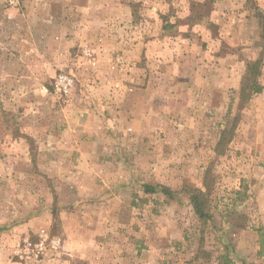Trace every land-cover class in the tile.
Here are the masks:
<instances>
[{"label":"rangeland","instance_id":"1","mask_svg":"<svg viewBox=\"0 0 264 264\" xmlns=\"http://www.w3.org/2000/svg\"><path fill=\"white\" fill-rule=\"evenodd\" d=\"M10 1L20 6L16 17L10 18L4 6ZM0 3V55L11 50L18 60L30 56L25 49L33 43V32L39 39L48 31L62 34L68 42L66 55L45 57L50 62L41 67L26 61L19 67H0V257L23 264H264V202L259 200L264 179L256 172L244 177L249 165L242 163L257 156L264 168V156L236 142L248 127L264 129V0ZM13 35L24 37L27 47ZM257 60V71L246 76L248 63ZM222 67L226 74L220 73ZM61 72L74 77L65 98L53 92ZM224 74L231 80L225 92L209 85ZM253 79L262 90L242 91ZM172 80H180V93L187 100L173 110L180 118L176 130V119L161 118L157 133L117 141L123 146L117 167H128L123 178L129 195L120 202L114 228L105 230V222H95L100 218L95 215L84 217L83 232L69 219V230L60 169L46 166L58 160V153L41 150L45 136L37 130L81 122L59 113H76L84 97L92 98L100 119H119L130 97L138 99L134 87L162 82L166 88ZM161 102L163 115L169 105ZM50 114L57 117L50 119ZM190 116H195L194 128L186 119ZM219 119L222 127L215 128L222 135L217 142L203 127ZM33 214L36 227L28 232L24 219ZM105 217L111 223V216ZM44 240L42 248L36 247ZM26 241L32 244L30 250L24 248ZM78 243L84 254H76ZM24 252L32 258L22 259Z\"/></svg>","mask_w":264,"mask_h":264},{"label":"crops","instance_id":"2","mask_svg":"<svg viewBox=\"0 0 264 264\" xmlns=\"http://www.w3.org/2000/svg\"><path fill=\"white\" fill-rule=\"evenodd\" d=\"M4 6L10 9L8 12L10 18L11 16L16 17L17 12H19L18 9L20 8L17 2L10 1ZM1 29L2 26H0V31ZM43 37L44 38L39 39L33 32V43L28 44L29 49H25L32 53H30V56L28 57L23 56V58L18 60L17 57L12 54L11 50L6 54L3 52L2 55H0V67H19L21 62L24 64L25 61L29 63L31 67H41L45 60L50 62V58L47 59L45 57L54 58L55 56L60 55L63 57L66 55L68 42L62 37V34H51L48 31L47 34H43ZM11 38L17 42H19V40L22 41L20 42L22 48L25 46L27 47V45L23 43V41H25L24 37L18 39L17 36L13 35ZM40 41L42 43H40ZM22 52L25 51L22 50ZM26 55H28V53ZM55 59L56 58H54V60ZM35 64L38 66H35ZM53 64H56V61ZM20 67H22V65ZM181 68L182 67H176L175 70L179 71ZM221 71H225L226 74L227 69L222 67L220 73ZM225 74L222 78L219 77L217 81H211L209 85L212 88L217 89V91L222 90L225 92L227 85H229L231 81L228 80ZM9 80L10 81L7 82L10 83L9 87H11V80L13 79ZM179 81L174 82L172 80L171 82L173 83L166 86V88H162V82L155 83V86H146L144 84L134 87L133 91H135L134 93H137L138 99L132 100L130 97L127 105L129 108L126 110L123 107L126 112L122 113L119 119L115 116L113 118H108L106 116L100 119V116L102 115L95 109V103L91 100L92 98L88 97V99H86L84 97L85 100H80L77 108L78 111L76 113L68 114L67 111H64L65 113H59L61 118L70 117L72 120H81V122L70 127L64 126L55 129V126L52 127L50 125L47 129L37 130V133H40L41 137L45 136L44 139L41 138V150H43V152L58 153V160L50 161L46 166H49L52 169H60L59 185L62 186V197L64 198V202L66 201L64 204L65 207L63 208V215L67 216V219L64 218V224L68 226L67 228L69 230L72 228L69 226L70 220H75L78 222L79 232H83L86 228L84 217H92L95 215L96 217L99 215L100 218L93 220L95 222H105V230H109V227L114 228L112 221L113 218L118 215L117 210L120 206V202L129 195L127 188L128 185L124 186V184H128V181L124 182L123 178L125 175L124 170L128 167H117V163H120L117 159L118 153L123 149V146L117 141L121 136H135L140 134L149 135L151 133H157L158 129H162L158 128L160 123L159 120L161 118L176 119V122L174 123L175 126L173 127L174 130H176L177 126H179V124H177V119L180 118L177 116L178 114L173 112V110H179V104L182 105L187 101L186 96L183 94L181 95L180 93L179 85L181 83ZM0 82L2 81L0 80ZM165 85H167V83ZM6 87H8V84H6ZM164 93H167V99H160V95H164ZM263 93L264 89L260 95ZM223 97L225 103L226 97L225 95H223ZM161 101H165V103L169 105L166 107L169 111H164L165 115H163L165 117L161 114V105L163 103ZM12 103L13 102L10 103V106ZM36 103L37 102H34L32 104L35 105ZM168 112H170L169 115L166 114ZM41 114L43 115L44 113ZM252 114L256 115V113ZM195 116L186 117L188 120L191 119L192 122L190 123V127L192 128L196 125V121H193ZM43 117L46 119L45 115H43ZM56 117V114L54 117H51L50 114L49 118L55 119ZM220 122L221 119H219L216 125L213 123V125H210L209 127H203V130H205L204 133L208 136H214L217 138V142L222 135L219 130L222 127ZM180 126H182L181 128H184L183 125ZM216 126L219 129H216ZM236 142L242 145L241 148L243 150L255 153L261 152V158L264 156V129L260 130L259 127H248L240 131L236 138ZM16 144H19L18 140L16 143H11L12 146H15ZM258 159L257 156H250V159L247 158L242 162L244 164L248 162L249 165V168L246 167L249 171L247 174L243 175L244 177H249L247 176L248 174L250 175L251 173L252 175V172H256L258 177L261 176V178L264 179V168L258 165ZM121 169L123 170V174H120ZM104 170L107 171V174H104ZM259 200L261 203L264 202V193L259 194ZM45 210L47 209H42V211ZM106 215L111 216V223H109V220L105 217ZM34 217L35 214L24 219V222H29L26 227L28 232H34L35 230L36 219ZM28 226H30V228ZM75 249H77V251H75L76 254H84L85 252V248L80 243L75 245ZM0 264L23 263L2 256L0 257ZM41 264L52 263L43 262Z\"/></svg>","mask_w":264,"mask_h":264},{"label":"built area","instance_id":"3","mask_svg":"<svg viewBox=\"0 0 264 264\" xmlns=\"http://www.w3.org/2000/svg\"><path fill=\"white\" fill-rule=\"evenodd\" d=\"M74 84V77L73 75L67 73V72H61L55 79L54 84H53V92L55 95L59 96L60 98H65L68 96V94L71 92V89ZM44 241H41L39 244L36 245V247L42 248L44 246ZM59 242V241H58ZM24 248L29 249L28 247L32 246L31 243L26 241L24 244ZM30 250V249H29ZM22 259L29 260L32 258L31 252L25 253L24 255L21 256ZM38 257V253L36 255Z\"/></svg>","mask_w":264,"mask_h":264},{"label":"trees","instance_id":"4","mask_svg":"<svg viewBox=\"0 0 264 264\" xmlns=\"http://www.w3.org/2000/svg\"><path fill=\"white\" fill-rule=\"evenodd\" d=\"M262 18H263V20H264V16H263ZM259 63H260L259 60H257V61L254 62L253 64H252V63H248V65H247L248 73H247L246 76H249V73L252 71V69H256V71H257V69H258L257 66L259 65ZM252 81H253V82H252V84H251L250 86H248V87L242 86V91H248V92L251 91V93H252V91H253V92H260V91L262 90V86L259 85V84L257 83L256 79H253ZM248 96H249V94H248ZM247 99H249V98L247 97ZM146 189L149 190V191H155V190L153 189V187H151V186H146ZM191 200H192L193 203L195 204V208L198 210V213H199L201 216H203L202 209H201V207H200L199 204H198L199 201H198V197H197V195H193V196L191 197Z\"/></svg>","mask_w":264,"mask_h":264}]
</instances>
